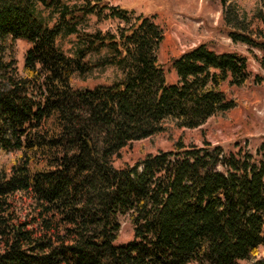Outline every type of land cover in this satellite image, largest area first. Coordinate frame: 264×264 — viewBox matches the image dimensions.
<instances>
[{"label":"trees","instance_id":"16d2710c","mask_svg":"<svg viewBox=\"0 0 264 264\" xmlns=\"http://www.w3.org/2000/svg\"><path fill=\"white\" fill-rule=\"evenodd\" d=\"M90 17L124 26L86 32ZM229 38L264 71V28ZM162 39L151 17L106 0H0V264H264V159L173 139L227 117L230 89L261 79L243 56L199 45L171 60L166 83ZM107 67L122 78L72 87ZM159 135L172 150L114 166ZM123 216L133 237L116 244Z\"/></svg>","mask_w":264,"mask_h":264},{"label":"rangeland","instance_id":"374dc122","mask_svg":"<svg viewBox=\"0 0 264 264\" xmlns=\"http://www.w3.org/2000/svg\"><path fill=\"white\" fill-rule=\"evenodd\" d=\"M111 6L132 10L135 15L151 17L163 33V39L157 50L158 62L163 67L165 82L174 83L176 75L170 66L172 59L199 45L218 53H236L247 60L248 70L261 79L259 85H248L241 89H230L227 97L235 100L237 107L225 118H212L203 126L193 130H174L173 139L182 138L185 144L201 147L204 142L220 146L225 153L238 151L248 153L257 160L264 159L259 150L264 143V71L257 59L261 53L229 38V32L255 36L264 28L262 16L264 10L261 0H226L224 7L218 1L205 0H106ZM119 21L90 17L82 26L86 32L111 31L123 27ZM66 39L61 48L72 54ZM27 46L17 42L18 66H22V56ZM97 56H89L93 62ZM122 78L118 68L96 69L82 78L73 75L71 85L74 89H92L99 85H108ZM173 142L164 136L133 142L126 147L114 162L116 168L132 166L139 159L158 151H170ZM120 230L116 244H124L133 237V227L128 217L118 219ZM264 257V251H262Z\"/></svg>","mask_w":264,"mask_h":264}]
</instances>
